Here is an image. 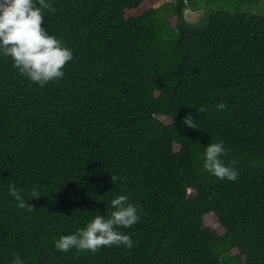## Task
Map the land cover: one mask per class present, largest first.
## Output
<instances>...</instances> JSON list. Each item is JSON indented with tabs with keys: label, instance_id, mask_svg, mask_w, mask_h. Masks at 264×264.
I'll return each instance as SVG.
<instances>
[{
	"label": "trees",
	"instance_id": "obj_1",
	"mask_svg": "<svg viewBox=\"0 0 264 264\" xmlns=\"http://www.w3.org/2000/svg\"><path fill=\"white\" fill-rule=\"evenodd\" d=\"M46 2L73 59L41 87L0 54V264H264L262 0ZM219 141L235 182L203 167ZM120 195L138 206L131 249H56Z\"/></svg>",
	"mask_w": 264,
	"mask_h": 264
},
{
	"label": "clouds",
	"instance_id": "obj_2",
	"mask_svg": "<svg viewBox=\"0 0 264 264\" xmlns=\"http://www.w3.org/2000/svg\"><path fill=\"white\" fill-rule=\"evenodd\" d=\"M55 12V8L46 0H0V54L11 57L14 67L31 82L43 87L51 81L65 76L64 68L72 61L73 52L61 39L49 35L42 27L44 12ZM227 107L224 103L216 105L217 111ZM206 112V108L197 110ZM191 114L184 117L182 123L196 129ZM227 154L224 142H212L205 147L203 167L220 180L235 182L239 173L226 166L221 159ZM234 163V162H233ZM120 177L111 175L112 182ZM23 190L9 184V194L17 201V207L34 211V205L25 201ZM31 196L39 199L35 189ZM112 211L98 214L86 226L74 234L62 235L55 241V247L62 252L72 249L95 253L101 246L133 247L130 234L120 231L139 222L138 206L129 202L127 195H120L111 201ZM12 264H24L19 254H15Z\"/></svg>",
	"mask_w": 264,
	"mask_h": 264
},
{
	"label": "rangeland",
	"instance_id": "obj_3",
	"mask_svg": "<svg viewBox=\"0 0 264 264\" xmlns=\"http://www.w3.org/2000/svg\"><path fill=\"white\" fill-rule=\"evenodd\" d=\"M258 7H264V0H262ZM184 17L188 26L194 29L203 27L206 22V14L203 11H195L191 7H187Z\"/></svg>",
	"mask_w": 264,
	"mask_h": 264
}]
</instances>
